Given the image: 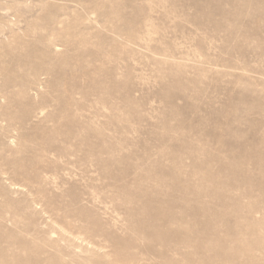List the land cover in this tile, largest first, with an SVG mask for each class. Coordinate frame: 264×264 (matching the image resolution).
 <instances>
[{
    "label": "rangeland",
    "instance_id": "rangeland-1",
    "mask_svg": "<svg viewBox=\"0 0 264 264\" xmlns=\"http://www.w3.org/2000/svg\"><path fill=\"white\" fill-rule=\"evenodd\" d=\"M0 264H264V0H0Z\"/></svg>",
    "mask_w": 264,
    "mask_h": 264
}]
</instances>
